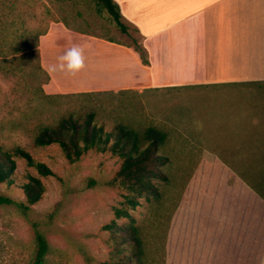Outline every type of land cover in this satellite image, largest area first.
<instances>
[{
  "label": "rangeland",
  "instance_id": "1",
  "mask_svg": "<svg viewBox=\"0 0 264 264\" xmlns=\"http://www.w3.org/2000/svg\"><path fill=\"white\" fill-rule=\"evenodd\" d=\"M52 23L130 47L133 40L141 41L137 30L126 23L128 34L119 32L94 0H0V145L6 149L14 146L25 149L52 172L51 176L40 177L35 169L17 160L13 184H0V194L18 202L24 201L20 187L29 176L39 178L44 186L40 201L26 215L14 208L0 207V264H29L33 228L49 243L45 264H117L126 256L135 261L132 252L137 249L114 243L113 233L104 229L114 220V209H126L138 224L144 264H165V229L170 210L191 168L184 167L186 171L180 172L182 176L166 197L167 203L165 199L163 206L156 208L157 214L150 213V202L144 199L132 210L124 204L126 192L110 184L121 164L118 157L92 150L71 164L57 145L34 147L31 134L39 123H50L63 114L84 115L91 110L104 132H113L117 124L133 127L177 124L180 138H188L182 133V122L187 125L194 122L196 126L199 122L204 127L211 115L256 114L264 121V85L75 96L49 102L43 99L48 94L42 89L45 76L39 67L36 47ZM61 32L63 27H55L41 44L44 58L52 65L56 63V54L61 56L74 45L90 46L79 42L81 37ZM176 114L181 124L175 120ZM177 144L171 141L169 147H178ZM115 222L118 226L129 225L123 218ZM261 242L262 238L256 235V264Z\"/></svg>",
  "mask_w": 264,
  "mask_h": 264
},
{
  "label": "crops",
  "instance_id": "2",
  "mask_svg": "<svg viewBox=\"0 0 264 264\" xmlns=\"http://www.w3.org/2000/svg\"><path fill=\"white\" fill-rule=\"evenodd\" d=\"M115 1L147 48L148 65L128 44L52 23L36 47L48 77L45 93L143 95L264 85V0ZM60 26L62 35L90 44L83 47L85 68L74 76L49 72L44 58L41 44ZM209 118L199 128L182 122L190 138H180L177 124L165 126L167 146L179 142L168 148L171 165L191 168L168 218L165 264H256V235L262 238L257 264H264V121L256 114Z\"/></svg>",
  "mask_w": 264,
  "mask_h": 264
},
{
  "label": "trees",
  "instance_id": "3",
  "mask_svg": "<svg viewBox=\"0 0 264 264\" xmlns=\"http://www.w3.org/2000/svg\"><path fill=\"white\" fill-rule=\"evenodd\" d=\"M94 1L97 7L105 11L118 31L127 35L128 28L122 21L118 3L115 0ZM132 48L139 55L142 64L148 65L145 49L135 40L132 41ZM42 75L45 76L44 82H46L47 75L43 71ZM102 94L104 93H80L70 96L44 95L43 99L50 102L75 96L87 98ZM168 140L169 131L165 126L141 125L133 127L117 124L113 132H104L103 126L96 123L95 113L91 110L84 115L73 113L59 115L50 123L37 124L31 134L34 147L43 148L57 145L62 150L65 159L71 164L79 161L84 154L92 150L101 153L109 152L112 156L118 157L121 164L110 184L120 187L126 192L124 204L132 210L141 205V199L147 203L150 202L151 214H157L156 208H161L166 197L170 192L172 193L178 178L182 176L180 172L186 171L183 170L184 167L173 168L168 156L169 152H163L167 147ZM110 142L111 144H109ZM17 160H22L28 167L35 169L40 177L52 175L47 165L35 161L25 149L19 146L6 149L0 145V184L6 186L13 184L12 175ZM187 171L191 172L189 169ZM27 179V182L20 187L24 201L18 202L0 194V207L14 208L21 215H26L30 208L40 201L44 193L42 182L37 177L29 176ZM175 204L172 205L170 213ZM158 215L160 214L158 213ZM122 218L129 221L128 226L123 227L116 224L115 221ZM135 224V219L126 209H114V220L104 227L106 231L113 233L114 243L127 244L128 247L137 249L136 253L132 252L135 261L126 256L118 260L117 264H144L143 248L142 250L140 248L143 246L142 236L138 224ZM32 236L33 254L29 264H45L50 251L49 243L44 235L35 228L32 230Z\"/></svg>",
  "mask_w": 264,
  "mask_h": 264
},
{
  "label": "clouds",
  "instance_id": "4",
  "mask_svg": "<svg viewBox=\"0 0 264 264\" xmlns=\"http://www.w3.org/2000/svg\"><path fill=\"white\" fill-rule=\"evenodd\" d=\"M83 48L80 46H73L68 49L63 55L57 58V62L48 67L49 72H67L71 75H76L85 68V61L83 55ZM197 127H202V124L197 122Z\"/></svg>",
  "mask_w": 264,
  "mask_h": 264
}]
</instances>
